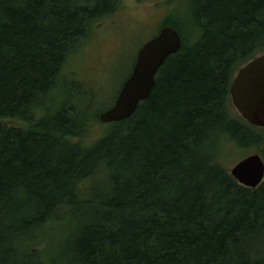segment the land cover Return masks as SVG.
<instances>
[{
	"label": "trees",
	"instance_id": "trees-1",
	"mask_svg": "<svg viewBox=\"0 0 264 264\" xmlns=\"http://www.w3.org/2000/svg\"><path fill=\"white\" fill-rule=\"evenodd\" d=\"M121 4L0 0V264H264V179L242 186L217 163L229 145L264 161V128L230 98L264 53V0H176L160 28L180 50L132 116L85 143L104 110L62 69Z\"/></svg>",
	"mask_w": 264,
	"mask_h": 264
},
{
	"label": "rangeland",
	"instance_id": "rangeland-1",
	"mask_svg": "<svg viewBox=\"0 0 264 264\" xmlns=\"http://www.w3.org/2000/svg\"><path fill=\"white\" fill-rule=\"evenodd\" d=\"M175 6L176 0H122L119 11L92 26L83 43L65 63L62 77L65 81L81 83L85 91L91 93L93 111L108 109L130 75L137 51L157 34L162 19ZM6 122L22 125L15 120ZM106 129V124L92 122L85 143L92 142ZM254 153L256 150L248 153L229 145L219 152L217 163L230 172L237 162ZM63 228L64 223H57L44 237L45 256L59 252L58 238L64 234Z\"/></svg>",
	"mask_w": 264,
	"mask_h": 264
},
{
	"label": "water",
	"instance_id": "water-1",
	"mask_svg": "<svg viewBox=\"0 0 264 264\" xmlns=\"http://www.w3.org/2000/svg\"><path fill=\"white\" fill-rule=\"evenodd\" d=\"M176 29L162 26L157 34L137 51L128 78L120 87L113 105L98 115L109 124L129 118L138 105L147 100L155 86V77L167 58L181 48ZM230 98L237 113L250 125L264 128V53L239 68L230 85ZM230 174L242 186L256 188L264 179V161L259 153L237 162Z\"/></svg>",
	"mask_w": 264,
	"mask_h": 264
}]
</instances>
